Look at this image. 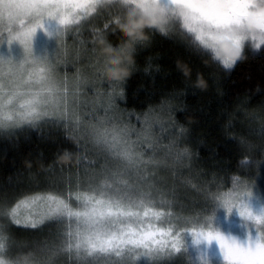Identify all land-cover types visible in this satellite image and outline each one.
<instances>
[{"label": "trees", "instance_id": "obj_1", "mask_svg": "<svg viewBox=\"0 0 264 264\" xmlns=\"http://www.w3.org/2000/svg\"><path fill=\"white\" fill-rule=\"evenodd\" d=\"M116 15H123L122 7L110 4L103 14L95 17L96 24L87 26L92 30L94 43L98 32L106 35L113 45L119 42L118 33L113 34L111 28L103 30L104 24ZM176 30L179 32L178 26ZM245 55L247 59L226 73L183 33L170 39L152 34L150 43L138 48L130 78L115 87L110 83L111 89L97 86L101 93L109 90L116 97L110 103L121 115V125L141 132L139 120L152 115L163 124L166 134L158 139L157 132L150 129L154 140L186 152L179 163L170 165L173 169L170 174L160 171L153 179L140 182L141 187L151 184L147 190L161 197L160 201L155 198L159 206L156 210L165 215L149 219L151 223L165 227L187 219H203L209 201L225 195L237 180L242 181L241 189L245 185L264 194V49ZM86 60L91 61V56ZM177 61L189 66L190 79L177 71ZM197 74L207 83L204 91L192 87ZM87 98L94 97L90 94ZM81 117L82 113L78 118ZM62 125L41 121L36 126L21 125L12 131H0V209L10 208L26 196L46 193L67 196L70 191L87 190L89 185L99 182L92 175L102 172V161L71 124ZM68 135L72 140L66 138ZM66 149L73 153L71 165L58 163ZM200 200L206 201L204 206ZM69 203L77 202L72 197ZM196 213L204 215L196 217ZM53 221L32 228L17 226L0 216V230L9 244L33 249L53 242L54 227L58 224ZM186 246L187 253L168 256V249L149 257L147 264H188L187 256L195 264V255L187 242ZM118 259L100 257L94 264H145L142 257L134 263L126 262V257Z\"/></svg>", "mask_w": 264, "mask_h": 264}, {"label": "snow or ice", "instance_id": "obj_2", "mask_svg": "<svg viewBox=\"0 0 264 264\" xmlns=\"http://www.w3.org/2000/svg\"><path fill=\"white\" fill-rule=\"evenodd\" d=\"M104 8L103 0L83 6L61 0H0V45L7 43L10 47L14 42L18 43L27 54L19 63L0 56V65H9L13 70V74L0 80V131L13 130L23 124L36 126L41 121L54 123L63 120L69 109H75L74 97L67 86L54 76V58L59 49L52 58L47 55L35 57L33 38L37 30H41V24L48 35L52 24L48 15L53 11L58 16L62 14L66 20L64 37L73 30L78 32L77 26L83 20L102 14ZM46 23L48 28H45ZM106 25L108 22L104 24L105 32L110 30ZM5 31L7 35L3 34ZM61 39L58 37V43ZM72 116L77 126L83 123L91 143L112 162L111 166L104 167L99 182L89 185L87 190L78 188L75 192L70 191L67 196L64 193L26 196L14 206L0 209V216L7 217L17 226L36 228L45 219L56 220L60 226V243L52 250L53 255L71 253L79 261L94 264L100 257L122 258L125 252L133 253L135 249L142 248L145 251L136 255L147 264L149 257L168 248L169 241L168 256L186 253V243L183 248L177 243L178 240L185 241L184 236L188 234L182 230L211 224L216 209L239 200L242 181L237 180L225 195L213 197L211 215L208 211L203 219H187L175 226L156 227L148 218L160 219L165 213L156 210L151 192L145 191L140 182L146 181L148 165L165 163L168 157L174 163L180 162L186 152H180L171 145L161 146L153 142L146 132L133 140L127 126L107 115L94 117L96 123L76 119L75 111ZM161 147L166 148L163 157L157 155ZM149 148L152 151L146 156ZM146 186L152 187L151 184ZM72 197L77 202L75 205L69 203ZM250 201L251 198L246 201L249 207ZM38 202L47 207V212L20 217L18 210L21 207H31ZM254 229L255 234L250 231L246 242L234 253V264H264V235L260 234L264 233V226ZM157 237H167L168 240ZM6 240L7 236L0 230V264H49L32 254L22 259L5 260L2 254L7 251Z\"/></svg>", "mask_w": 264, "mask_h": 264}, {"label": "clouds", "instance_id": "obj_3", "mask_svg": "<svg viewBox=\"0 0 264 264\" xmlns=\"http://www.w3.org/2000/svg\"><path fill=\"white\" fill-rule=\"evenodd\" d=\"M61 2L83 6L96 4L100 0ZM109 3H119L123 9V15L112 17L106 25L110 26L113 34L118 33L120 39L113 45L106 35L98 32L94 51L98 53L101 76L114 87L131 77L137 50L150 43L152 34L170 39L173 35L183 33L226 73L231 72L238 62L247 59L246 48L255 53L264 49V0H109ZM48 19L54 24L48 29L47 37L63 38L66 28L64 16H58L53 11L49 13ZM176 25L179 26V32ZM40 27L44 29L43 24ZM180 38L183 39V36ZM176 68L185 79L191 78V69L187 64L177 61ZM192 87L206 90L207 83L201 74H197ZM66 138L72 140L70 135ZM73 162V153L67 149L58 158V163L63 165H71ZM220 209L228 216L235 210L245 228L249 222L253 227L264 226V207L257 213L252 206L241 202ZM182 231H187L190 236V246L196 253L195 264H210L207 250L213 242L218 247L222 264H234V253L244 244L230 233L225 235L214 226V221ZM177 243L183 248L186 242L178 240ZM186 259L188 264H193L191 256Z\"/></svg>", "mask_w": 264, "mask_h": 264}, {"label": "rangeland", "instance_id": "obj_4", "mask_svg": "<svg viewBox=\"0 0 264 264\" xmlns=\"http://www.w3.org/2000/svg\"><path fill=\"white\" fill-rule=\"evenodd\" d=\"M103 4L105 8L103 10H106L107 7L110 5L109 0H103ZM117 4V3H114ZM119 4V3H118ZM112 5V4H111ZM103 14V11H102ZM101 15V14H97ZM97 15H94L90 17L87 20H83L79 26V31H71L68 32L58 43L57 39H50L47 37L45 32L43 30H37L36 35L33 38V54L35 57L43 58L45 55H47L49 58H52L53 55L56 53L57 49H59L58 54L54 58V64H55V72L54 76L57 80L62 81L68 88L69 93L74 97V100L72 103L75 104V109H69L66 112L65 118L63 120H57L56 122L62 123V124H71L70 126L76 130L77 134H81V140L85 141L87 145H89V149L94 151L95 155L99 157L101 162V171L103 172L105 166H111V161L103 154L99 148H97L93 143H91L87 132L85 131V128L83 126V123H81L80 126H77L75 123V119H73L72 113L75 111V118L79 119L78 116L80 113L83 114V121L87 119L88 121L92 123H96V120L94 117H104L107 115L110 119L115 120L121 123V115L115 112L111 107L112 103V93L108 90L106 93H101L99 90H97L98 85H105L109 89H111L110 82L103 79V77L100 74L99 67H100V61L98 60V53L93 51V48L95 49L96 44L93 42L91 38V32L92 30L87 27L91 26L93 24H96L95 17ZM54 24V22H52ZM178 26V25H176ZM179 27V26H178ZM45 28H48V24H45ZM4 35H7V32L5 31L3 33ZM89 46V47H88ZM88 47V48H86ZM245 52H251L252 51L248 48L245 49ZM254 53V52H253ZM0 56L4 57L5 59L11 58L14 62L19 63L23 57H26L27 54L24 50V48L19 45L18 43H13L10 47L7 45V43H4L3 45H0ZM88 56H91L92 60L87 62L86 58ZM96 71L97 74H94ZM10 74H13V70L11 66L9 65H0V80L6 79ZM88 76V77H87ZM92 94L94 98L88 99L87 97ZM103 95H107L104 97ZM92 99V100H91ZM102 99V100H101ZM114 99V98H113ZM116 100V97L114 101ZM100 115V116H99ZM149 118H145L139 120L142 125V131L138 132L136 129H131L127 126L132 136L131 138L133 140L137 139L138 134L142 133H148L152 139L153 142L158 143L161 146L162 145L159 141L154 140L153 135L151 134L150 129H154L158 134V139L163 135V137L166 135L164 132V126L162 123L158 121V118H155L154 116L150 115ZM153 117V118H152ZM82 119L80 121H82ZM160 119V118H159ZM138 119H136L137 122ZM28 125V124H23ZM20 128V127H18ZM17 129V128H16ZM4 131H12V130H4ZM172 146V144H171ZM152 149H147L146 156L151 153ZM166 151V148L161 147L157 153L159 157H163L164 152ZM102 158V159H101ZM108 163V164H107ZM176 163V162H175ZM171 157H168L165 163L162 164H150L148 165V171L146 174V180L147 178L151 177L152 179L156 177L157 173L160 171H163L167 174H170L173 169L171 164H175ZM179 163V162H177ZM178 165V164H177ZM102 172H96V174L92 175L93 179H100V176ZM155 172V176H154ZM172 175V174H171ZM173 176V175H172ZM175 178V176H173ZM145 182V181H144ZM145 191H148V187H144ZM151 198L156 202L155 207L156 209H159L158 207V201H160L161 197L159 195H156L157 193H151ZM157 198L158 201L155 199ZM251 198V206L253 209L258 213L262 207H264V194L259 193V191L254 190L251 187L243 186L241 189V194L239 197V200L237 203L246 202L248 199ZM204 206L206 201L200 200ZM75 205V204H73ZM213 206V201L210 200L207 204V209L210 211L211 215V207ZM23 208V210H22ZM20 217L23 218L25 216H28L30 213L32 214H42L47 212V207L44 206L42 203H37L34 205H31V207H21L19 210ZM203 211V213H205ZM196 217H200V214L196 213ZM154 217H150L148 219H151ZM47 220H54V219H45ZM150 221V220H149ZM53 222H56L53 221ZM153 224V223H152ZM179 224V223H177ZM156 227H159L160 225L153 224ZM214 226L218 227L225 235L231 234L234 237H238L239 240L242 243L246 242L247 236L249 232L251 231L252 234H255L254 227L258 226H252L249 222L247 228L244 227L243 222L237 217L235 210L233 211V214L231 216L226 215L225 211L223 209H216L215 210V218H214ZM162 227V226H160ZM55 231L53 234V242H48L34 246L33 249L31 247L23 246L22 244L16 245V244H9L8 240L5 241L6 249L7 251L2 254L3 258L5 260L9 258H24L29 256V254L34 255L36 259H39L41 261H48L49 264H85L87 261H79L76 258H74L71 253L62 252L56 255L52 254V250L55 249V247L59 244L58 242V231L60 230L59 224L55 225L54 227ZM261 235H264V233H260ZM157 239H164L168 240L167 237H157ZM185 242L188 243V247L192 250L190 246V236L187 234L184 236ZM24 249H23V248ZM158 247V246H157ZM170 249V241L168 248L165 249L167 251ZM201 249H203V245H201ZM23 251H26L28 253H24ZM31 251V252H30ZM145 249H135V252L128 253L125 252L123 257H126V262L134 263L137 261H140V256H137L136 253H142ZM193 251V250H192ZM194 255H196L195 251H193ZM161 254V253H159ZM158 254V256H159ZM157 254H154L153 256H156ZM152 257V256H151ZM207 257L210 260V264H222V258L221 255L218 252V247L213 242L211 247L207 250ZM103 258H109V257H103ZM113 260L120 259L116 258L115 256L110 257ZM131 259V261H129ZM133 259V261H132ZM139 259V260H138ZM100 261L99 259H97ZM124 260V259H123Z\"/></svg>", "mask_w": 264, "mask_h": 264}]
</instances>
